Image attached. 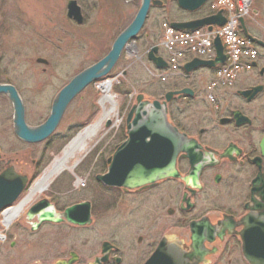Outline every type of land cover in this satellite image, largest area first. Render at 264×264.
Wrapping results in <instances>:
<instances>
[{"label": "flooded vegetation", "instance_id": "af4514ba", "mask_svg": "<svg viewBox=\"0 0 264 264\" xmlns=\"http://www.w3.org/2000/svg\"><path fill=\"white\" fill-rule=\"evenodd\" d=\"M245 78L246 83L221 91L213 103L193 87L174 89L192 93L168 104L171 122L175 99L203 109L190 124L194 131L204 126L196 135L187 134L196 149L190 158L177 160L180 177L134 190L103 187L111 193L107 205L94 198L61 208L52 191L32 203L22 230L31 263L264 264V67ZM198 157L204 166L195 174ZM41 200L58 218L66 208L89 202L91 222L75 226L65 220L41 222L37 216L29 220L27 212ZM109 208L111 226L100 228L99 212ZM15 231L11 248L19 242ZM3 241L7 238L1 236Z\"/></svg>", "mask_w": 264, "mask_h": 264}, {"label": "rangeland", "instance_id": "374dc122", "mask_svg": "<svg viewBox=\"0 0 264 264\" xmlns=\"http://www.w3.org/2000/svg\"><path fill=\"white\" fill-rule=\"evenodd\" d=\"M69 1L72 0H0V83H10L18 89L30 126L44 122L60 89L106 55L115 37L133 19L140 3V0H74L82 9L83 21L79 25L67 17ZM208 10L209 5H206L200 14H207ZM248 16L253 23L250 34L264 41V0H253ZM180 18L189 19L190 15L181 14L173 3L166 2L164 7L153 8L133 43L136 52L142 55L159 42L163 22ZM261 54L259 69L264 67V51ZM39 60H45L47 64L43 65ZM148 71L158 75L146 57L139 62L128 51L123 52L108 78L115 79L111 93L117 102V115L112 118L110 126L103 125L86 151L77 156L68 170L55 176L45 191L31 198L9 226L4 225L0 214V236L7 238L0 243V264H32L31 252L25 249L27 237L22 232L27 226L24 212L49 191L52 195L56 193L55 198L58 196L57 203L61 208L94 198L98 205L110 202L111 193L97 184L95 176L106 173L107 160L125 139L124 115L134 101L130 99L132 93H142L148 100H153L175 88L190 86L199 92V97H207V85L212 80L207 69L197 71L187 79L166 81L153 77ZM244 77L242 75L239 81ZM102 82L86 87L70 104L55 133L47 141L34 145L25 144L14 135L12 105L6 96H0V172L9 161L17 172L29 178V186L17 202L30 192L73 139L99 119L102 110L98 101L102 93L98 87ZM199 107L200 104L189 108L175 99L171 105L175 118H171L180 122L181 131L196 135V130L204 125H199L194 131L190 122L200 116L197 114H201L203 109ZM75 163L79 164L72 168ZM77 178L85 181L84 186L76 185ZM85 186L89 189L85 190ZM99 213L100 228L110 227L111 208ZM14 230L15 233L20 232L19 242L16 241V247L11 248L9 242L15 240Z\"/></svg>", "mask_w": 264, "mask_h": 264}, {"label": "water", "instance_id": "95a60500", "mask_svg": "<svg viewBox=\"0 0 264 264\" xmlns=\"http://www.w3.org/2000/svg\"><path fill=\"white\" fill-rule=\"evenodd\" d=\"M177 3L178 7L187 12H195L203 7L208 0H170ZM159 0H141L140 7L131 23L114 40L110 51L99 61L77 74L55 96L48 118L39 126L30 127L25 121V107L17 90L10 85H0V94L6 95L13 107L14 134L24 143L36 144L49 138L58 127L65 111L70 103L90 84L105 78L114 69L122 52L128 44L134 40L142 30L152 6H160ZM68 18L78 24L83 21L81 8L76 1L68 4ZM225 19L222 12L216 15L198 20L172 23V27L178 30L193 31L198 28L213 25L223 26ZM247 37L264 48V43L247 34ZM216 59L206 62L198 59L185 65V71L191 72L201 67L215 68L225 61L223 46L219 38L214 41ZM158 47L154 46L148 53V60L156 68L163 69L166 62L159 56ZM45 63L44 61H40ZM257 91V90H255ZM184 93L191 94L184 89L179 92H168L165 100L148 101L143 95H138L136 104L131 108L126 120V132L128 138L117 147L112 158L108 159V171L98 175L96 180L107 187L134 190L151 185L167 178H177V158L180 154L191 157L197 147L195 141L185 133L173 126L167 116V103L174 95ZM110 122L107 123V126ZM204 162L197 158L196 172L201 171ZM188 182V178H185ZM28 183L27 176L19 175L13 167H8L0 174V211L13 205L24 192ZM50 206L46 200L40 201L28 212L29 220L43 207ZM52 209V208H51ZM62 217L67 222L83 226L90 223V203L83 202L67 208ZM39 221L60 222L61 218H55L54 210L41 212Z\"/></svg>", "mask_w": 264, "mask_h": 264}, {"label": "built area", "instance_id": "2783aa9c", "mask_svg": "<svg viewBox=\"0 0 264 264\" xmlns=\"http://www.w3.org/2000/svg\"><path fill=\"white\" fill-rule=\"evenodd\" d=\"M216 6L225 9L228 13L226 27L212 33L196 32L193 34L177 33L167 29L164 46L173 54V63L182 57L179 49H188L197 56L211 58L213 56L211 40L216 35L221 36L226 46L228 64L218 72L217 84L227 86L232 83L238 72L250 69L249 62L253 61L257 55L250 43L241 39L237 33L238 19L248 15L250 1L219 0Z\"/></svg>", "mask_w": 264, "mask_h": 264}, {"label": "bare ground", "instance_id": "6f19581e", "mask_svg": "<svg viewBox=\"0 0 264 264\" xmlns=\"http://www.w3.org/2000/svg\"><path fill=\"white\" fill-rule=\"evenodd\" d=\"M128 52L132 56L136 53L134 47L130 46ZM114 80H105L100 83L99 89L102 93L99 98V105L102 110V114L99 119L93 123L91 126L86 128L81 132L64 150L61 157L57 158L52 167L43 175V177L36 182L35 186L31 188L30 192L26 194L16 205L8 206L5 211L2 212V221L5 226H9L15 219H17L25 205L31 200V198L38 192L45 191L49 183L57 176L59 173L68 170L72 162L77 158L78 155L83 154L88 144L92 139H94L103 125L108 121L111 122L112 118L117 115V102L114 95L111 93ZM181 155V154H180Z\"/></svg>", "mask_w": 264, "mask_h": 264}, {"label": "trees", "instance_id": "16d2710c", "mask_svg": "<svg viewBox=\"0 0 264 264\" xmlns=\"http://www.w3.org/2000/svg\"><path fill=\"white\" fill-rule=\"evenodd\" d=\"M117 92V91H116ZM105 205H107V204H105Z\"/></svg>", "mask_w": 264, "mask_h": 264}]
</instances>
